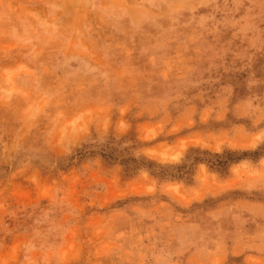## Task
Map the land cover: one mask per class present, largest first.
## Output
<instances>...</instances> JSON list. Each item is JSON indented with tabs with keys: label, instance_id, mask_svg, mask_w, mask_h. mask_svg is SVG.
<instances>
[{
	"label": "rangeland",
	"instance_id": "374dc122",
	"mask_svg": "<svg viewBox=\"0 0 264 264\" xmlns=\"http://www.w3.org/2000/svg\"><path fill=\"white\" fill-rule=\"evenodd\" d=\"M0 264H264V0H0Z\"/></svg>",
	"mask_w": 264,
	"mask_h": 264
}]
</instances>
